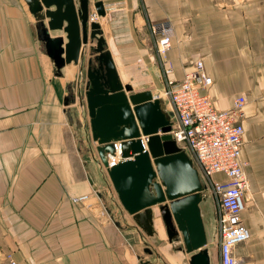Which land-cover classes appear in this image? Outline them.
<instances>
[{
    "label": "crops",
    "instance_id": "1",
    "mask_svg": "<svg viewBox=\"0 0 264 264\" xmlns=\"http://www.w3.org/2000/svg\"><path fill=\"white\" fill-rule=\"evenodd\" d=\"M95 1L103 3V16ZM88 11L120 80L134 91L168 102L149 29L167 19L174 31L168 78L182 79L201 59L212 79L204 92L217 109L246 97L240 157L249 190L241 219L250 237L232 250L238 264H264V0H88ZM49 33L66 42L65 34ZM94 43L87 44L82 73L73 63L58 70L26 2L0 0V262L185 264L188 255L168 243L158 219L156 234L147 237L123 209L96 150L84 95ZM200 206L211 264H220L217 204L205 196ZM145 243L155 254L144 251Z\"/></svg>",
    "mask_w": 264,
    "mask_h": 264
},
{
    "label": "water",
    "instance_id": "2",
    "mask_svg": "<svg viewBox=\"0 0 264 264\" xmlns=\"http://www.w3.org/2000/svg\"><path fill=\"white\" fill-rule=\"evenodd\" d=\"M24 1L58 70L73 63L81 65L82 73L87 44L95 42L86 61L88 84L84 91L91 137L123 209L147 237L156 234L154 220L158 219L168 243L178 242L175 250L188 255L185 264H211L200 206L205 199L204 186L192 159L169 133L170 113L160 97L150 90L134 91L120 80L105 49L100 24L88 23V0ZM94 7L98 16L105 14L101 1H95ZM49 31L65 34L66 42L62 34L51 37ZM141 135L148 136L146 149ZM115 141L121 142L122 160L109 166ZM144 251L155 254L149 243ZM140 264L154 263L145 259Z\"/></svg>",
    "mask_w": 264,
    "mask_h": 264
},
{
    "label": "built area",
    "instance_id": "3",
    "mask_svg": "<svg viewBox=\"0 0 264 264\" xmlns=\"http://www.w3.org/2000/svg\"><path fill=\"white\" fill-rule=\"evenodd\" d=\"M111 6L121 7L122 2H114ZM95 16H91L92 21H96ZM149 29L166 76L163 92L170 105L169 133L192 159L204 186V196H209L217 204L215 220L219 263L238 264L232 249L250 237L241 219L249 190L245 169L247 163L240 157L246 97L238 95L228 109H217L210 95L204 92L212 84V79L201 59L194 62L192 69L185 72L182 79L168 78L172 65L167 59V52L172 47L173 26L166 19L150 23ZM140 140L146 149L148 136L141 135ZM113 145L114 153L108 156L109 166L122 160L121 142L115 141ZM216 173H221L223 179H214ZM86 198L82 196L77 200ZM0 264L19 263L9 257Z\"/></svg>",
    "mask_w": 264,
    "mask_h": 264
},
{
    "label": "rangeland",
    "instance_id": "4",
    "mask_svg": "<svg viewBox=\"0 0 264 264\" xmlns=\"http://www.w3.org/2000/svg\"><path fill=\"white\" fill-rule=\"evenodd\" d=\"M161 95L162 96H164V92L163 91H161ZM156 96H158V95H156ZM166 97V96H165ZM162 101V100H161ZM162 105H163V108L165 109V108H167V110L168 109H170V105L168 104V102L166 103V104H163L162 103ZM245 169H246V167H245ZM213 178L214 179H218L219 178V176H217V175H215V176H213ZM209 197V196H208ZM204 201H205V199L202 201V204H204ZM206 211V210H205ZM204 210H203V213L205 212ZM210 229V228H209Z\"/></svg>",
    "mask_w": 264,
    "mask_h": 264
},
{
    "label": "bare ground",
    "instance_id": "5",
    "mask_svg": "<svg viewBox=\"0 0 264 264\" xmlns=\"http://www.w3.org/2000/svg\"><path fill=\"white\" fill-rule=\"evenodd\" d=\"M96 15V14H95Z\"/></svg>",
    "mask_w": 264,
    "mask_h": 264
}]
</instances>
